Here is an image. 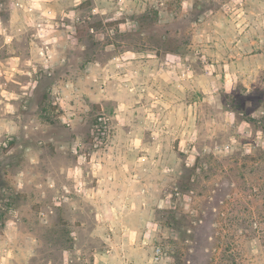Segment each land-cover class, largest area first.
Segmentation results:
<instances>
[{
  "label": "rangeland",
  "instance_id": "374dc122",
  "mask_svg": "<svg viewBox=\"0 0 264 264\" xmlns=\"http://www.w3.org/2000/svg\"><path fill=\"white\" fill-rule=\"evenodd\" d=\"M0 264H264V0H0Z\"/></svg>",
  "mask_w": 264,
  "mask_h": 264
},
{
  "label": "built area",
  "instance_id": "2783aa9c",
  "mask_svg": "<svg viewBox=\"0 0 264 264\" xmlns=\"http://www.w3.org/2000/svg\"><path fill=\"white\" fill-rule=\"evenodd\" d=\"M184 66H186V65H184ZM187 67V68H186ZM185 68H184V71H186V72H190V70H191V67L190 66H186Z\"/></svg>",
  "mask_w": 264,
  "mask_h": 264
},
{
  "label": "trees",
  "instance_id": "16d2710c",
  "mask_svg": "<svg viewBox=\"0 0 264 264\" xmlns=\"http://www.w3.org/2000/svg\"><path fill=\"white\" fill-rule=\"evenodd\" d=\"M182 191L184 192L185 190H182V189H181V190H179V191L177 192V194L180 195L181 193H183Z\"/></svg>",
  "mask_w": 264,
  "mask_h": 264
}]
</instances>
